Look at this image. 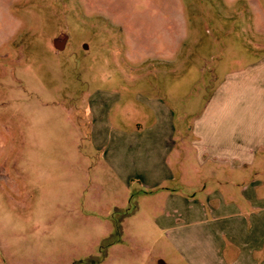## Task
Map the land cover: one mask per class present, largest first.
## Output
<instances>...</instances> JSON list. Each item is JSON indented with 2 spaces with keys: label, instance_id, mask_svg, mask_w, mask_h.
<instances>
[{
  "label": "rangeland",
  "instance_id": "374dc122",
  "mask_svg": "<svg viewBox=\"0 0 264 264\" xmlns=\"http://www.w3.org/2000/svg\"><path fill=\"white\" fill-rule=\"evenodd\" d=\"M263 57L264 0H0V264H145L150 202L107 211L86 105L167 100L192 152L184 123Z\"/></svg>",
  "mask_w": 264,
  "mask_h": 264
},
{
  "label": "crops",
  "instance_id": "0c3cea01",
  "mask_svg": "<svg viewBox=\"0 0 264 264\" xmlns=\"http://www.w3.org/2000/svg\"><path fill=\"white\" fill-rule=\"evenodd\" d=\"M226 79L184 123L192 152L167 100L141 95L131 123L129 105L118 118L103 100L86 105L107 211L133 189L150 202L145 218L164 244L143 246L145 264H264V57Z\"/></svg>",
  "mask_w": 264,
  "mask_h": 264
},
{
  "label": "water",
  "instance_id": "95a60500",
  "mask_svg": "<svg viewBox=\"0 0 264 264\" xmlns=\"http://www.w3.org/2000/svg\"><path fill=\"white\" fill-rule=\"evenodd\" d=\"M56 45H57L58 47H61V46H62V42H58V41H56Z\"/></svg>",
  "mask_w": 264,
  "mask_h": 264
}]
</instances>
